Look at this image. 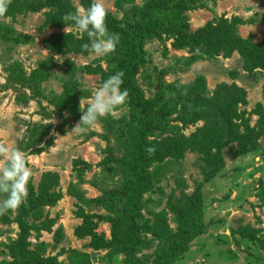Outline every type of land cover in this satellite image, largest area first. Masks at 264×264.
Segmentation results:
<instances>
[{
    "label": "rangeland",
    "instance_id": "374dc122",
    "mask_svg": "<svg viewBox=\"0 0 264 264\" xmlns=\"http://www.w3.org/2000/svg\"><path fill=\"white\" fill-rule=\"evenodd\" d=\"M5 2L0 143L24 152L31 179L20 208L0 215V263L264 264V65L244 58L264 50V0H104L120 37L104 57L84 51L87 37L63 21L92 0ZM147 26L157 33L142 41ZM135 63L147 99L198 76L208 91L172 103L167 89L142 159L125 151L131 128L144 129L130 88ZM119 71L126 104L72 133L92 90ZM125 226L129 243L116 233Z\"/></svg>",
    "mask_w": 264,
    "mask_h": 264
},
{
    "label": "clouds",
    "instance_id": "9594fccd",
    "mask_svg": "<svg viewBox=\"0 0 264 264\" xmlns=\"http://www.w3.org/2000/svg\"><path fill=\"white\" fill-rule=\"evenodd\" d=\"M5 0H0V15L6 11ZM108 11L104 0H92L87 8H76L63 17L65 24H71L79 31L81 38L87 37L82 49L95 57L111 55L117 49L119 34L111 33L107 24ZM124 73L122 71L110 75L98 87L92 90L91 100L83 108L80 122L72 133H83L94 128L97 122L107 116L116 117L118 110L127 102L129 93L123 88ZM151 153L154 151L148 148ZM0 157L6 163L0 168V215L16 212L25 202L28 195V184L31 170L23 151L0 143Z\"/></svg>",
    "mask_w": 264,
    "mask_h": 264
},
{
    "label": "trees",
    "instance_id": "16d2710c",
    "mask_svg": "<svg viewBox=\"0 0 264 264\" xmlns=\"http://www.w3.org/2000/svg\"><path fill=\"white\" fill-rule=\"evenodd\" d=\"M148 22H151V21H148ZM156 33H157V30L154 27L147 26V28L143 32H141V34H140L141 40L144 41L146 38L152 37ZM207 53H208V51H206L204 54H207ZM202 54H200L199 57L195 56V57H197L196 59H203V58H206V56H208V55L203 56ZM244 58L246 60L245 65L247 67H250V65L252 67H255L254 65H256L257 63H261V65H264V50L254 52L252 49H249L245 53ZM188 64H190V63L188 62ZM138 69H139V64L135 63L133 68H132V71H131L130 88L135 94V101H134V109L136 110L135 116L137 119L143 120V123L140 125V128L143 127L144 129H141L140 131H138L134 127L131 128V130H130L131 135L128 136V138L126 140L127 144L125 146V151H127L126 153H128L130 157L132 154H136L137 156H139L142 159L143 156L145 155V152H146V150H143L146 147V145L144 144L145 139H144L143 135L148 133L147 130H145V129H147L146 126H150L152 124V122L155 120L154 108H156L158 106V104L166 97L167 89H170V93H174L173 97L170 98V102H172V103H176L180 100H184V98L190 97V96L191 97H193V96L201 97V96L207 95L208 91H206L207 88H206L205 77L204 76H198L197 80L194 83H192L191 85H189L188 88L186 86H175V85L171 86L170 88L162 87L161 91L159 92V94L155 98L147 99L143 94H141V92H138L139 90L135 86L136 85L135 76H136ZM40 71H41V73H43L42 68H40ZM189 88H190V91H189ZM185 89H187V90L185 91ZM221 92H219V93H221ZM167 102H169V101H167ZM167 102H165L163 104V106H162L163 109L169 105V104H167ZM139 136L141 138H139ZM135 163L137 164L138 160H135V162L133 160L131 161V164H133L130 168L131 170L136 169L137 166L135 165ZM136 171H138V169ZM134 185H138L137 181L131 182L128 186H126L125 190L121 191L120 193L117 191H115L114 193H117V194L119 193L120 197H122V198H129L130 194H133L132 190L135 189ZM141 185H143V184L141 183ZM147 190H148V188L142 186L139 193L144 194V192H146ZM113 207L115 209L120 210V212L125 213V216L123 218L124 222H126L129 219V215L126 214L127 213L125 211L126 209L124 208V206L122 204H120V203L116 204L115 203L113 205ZM199 218L201 221H204V219H205L203 214H200ZM125 227H127V229H125V230L118 229L116 231L117 236H119V238L122 240V242H127L128 240H130L131 239L130 234L133 232L131 226H125ZM201 229L199 228V230H201ZM129 242L130 241H128L127 243H129ZM183 244H186V242L180 241V239H178V238L175 240L176 246H181ZM0 264H11V263L2 262ZM30 264H33V263H30ZM168 264H170V263H168Z\"/></svg>",
    "mask_w": 264,
    "mask_h": 264
}]
</instances>
